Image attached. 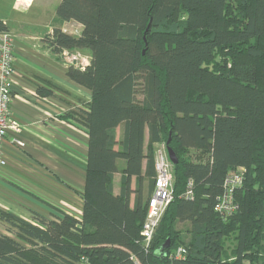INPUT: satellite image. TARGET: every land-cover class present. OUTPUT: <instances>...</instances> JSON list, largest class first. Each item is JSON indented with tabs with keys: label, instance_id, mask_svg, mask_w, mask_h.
Instances as JSON below:
<instances>
[{
	"label": "trees",
	"instance_id": "1",
	"mask_svg": "<svg viewBox=\"0 0 264 264\" xmlns=\"http://www.w3.org/2000/svg\"><path fill=\"white\" fill-rule=\"evenodd\" d=\"M57 16L82 31L54 29L48 45L91 51L88 66L67 70L92 93L79 115L89 131L83 214L29 221L0 209V264H264V0H61ZM168 141L174 198L147 243L155 150ZM232 172L243 181L227 214L217 205Z\"/></svg>",
	"mask_w": 264,
	"mask_h": 264
},
{
	"label": "crops",
	"instance_id": "2",
	"mask_svg": "<svg viewBox=\"0 0 264 264\" xmlns=\"http://www.w3.org/2000/svg\"><path fill=\"white\" fill-rule=\"evenodd\" d=\"M45 6L42 0H15L10 9L0 7V18L8 24L14 44L11 114L21 122L19 137L25 142L21 147L14 144L12 133L5 140L0 209L29 221L35 213L53 216L59 211L81 218L88 168L89 131L79 115L89 110L92 93L68 77L69 66L45 41L54 29L79 35L82 25L60 20L57 8L51 13ZM76 51L91 59L89 49ZM40 87L47 94H40ZM122 132L119 126L118 138ZM119 166L114 176L116 194L121 191L125 161L120 160ZM137 183L134 176L133 189ZM135 201L134 193L131 206ZM0 231L7 232L1 221Z\"/></svg>",
	"mask_w": 264,
	"mask_h": 264
},
{
	"label": "built area",
	"instance_id": "3",
	"mask_svg": "<svg viewBox=\"0 0 264 264\" xmlns=\"http://www.w3.org/2000/svg\"><path fill=\"white\" fill-rule=\"evenodd\" d=\"M60 55L63 62L68 66L84 69L90 63V59L77 51L63 50ZM14 73L13 39L10 33L5 32L0 34V168L7 164L4 143L9 133L13 134L12 142L14 144L20 147L25 145V142L19 137L22 124L11 114ZM155 169V188L148 201L146 219L142 230L147 243L151 241L162 216L174 198L172 162L165 144H159L156 148ZM242 181L241 172H232L227 177L225 193L217 205L219 211L229 214L236 209L233 193ZM185 195L188 198H193V189L190 187ZM185 253L186 250L180 247L174 257L182 258Z\"/></svg>",
	"mask_w": 264,
	"mask_h": 264
},
{
	"label": "rangeland",
	"instance_id": "4",
	"mask_svg": "<svg viewBox=\"0 0 264 264\" xmlns=\"http://www.w3.org/2000/svg\"><path fill=\"white\" fill-rule=\"evenodd\" d=\"M15 0H3L1 1L0 3V7H2V9H10V7H12L13 5V2ZM38 1H41V0H38ZM45 2V8H47L51 13L57 8V6L59 5L60 3V0H42ZM235 4L233 5L234 9H236V12H240V7L241 5H239V3L237 1L234 2ZM37 4V3H36ZM234 16H236L237 14L234 12L233 13ZM238 17V16H236ZM236 19V18H235ZM258 45L264 49V38H261L258 42ZM88 59V58H87ZM217 65L219 66V68H229L231 66V62H230V59L229 58H226V56H219L217 59H216V62ZM158 146V145H157ZM156 146V148H157ZM156 151V150H155ZM194 156V155H193ZM172 172H173V164H172Z\"/></svg>",
	"mask_w": 264,
	"mask_h": 264
},
{
	"label": "water",
	"instance_id": "5",
	"mask_svg": "<svg viewBox=\"0 0 264 264\" xmlns=\"http://www.w3.org/2000/svg\"><path fill=\"white\" fill-rule=\"evenodd\" d=\"M170 141L167 142V151H168V155L169 158L172 162V164H176L178 162V158L175 154V152L173 151V149L169 146ZM169 245V241H167L166 243H164L159 249H158V253H163L166 254V252H164L165 248L168 247Z\"/></svg>",
	"mask_w": 264,
	"mask_h": 264
}]
</instances>
